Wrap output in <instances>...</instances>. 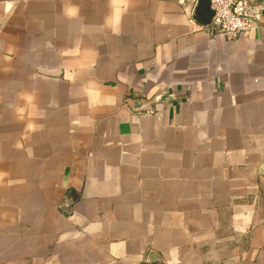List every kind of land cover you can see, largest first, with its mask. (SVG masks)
Segmentation results:
<instances>
[{"label": "crops", "instance_id": "obj_1", "mask_svg": "<svg viewBox=\"0 0 264 264\" xmlns=\"http://www.w3.org/2000/svg\"><path fill=\"white\" fill-rule=\"evenodd\" d=\"M188 7L0 0V264H264V25Z\"/></svg>", "mask_w": 264, "mask_h": 264}, {"label": "built area", "instance_id": "obj_2", "mask_svg": "<svg viewBox=\"0 0 264 264\" xmlns=\"http://www.w3.org/2000/svg\"><path fill=\"white\" fill-rule=\"evenodd\" d=\"M197 3V2H196ZM214 12L206 28L229 38L248 37L257 25H264L262 7L250 0H210Z\"/></svg>", "mask_w": 264, "mask_h": 264}, {"label": "water", "instance_id": "obj_3", "mask_svg": "<svg viewBox=\"0 0 264 264\" xmlns=\"http://www.w3.org/2000/svg\"><path fill=\"white\" fill-rule=\"evenodd\" d=\"M181 3L189 6L187 9L189 12H194V17L201 26H210L214 16V12L210 6V0H181Z\"/></svg>", "mask_w": 264, "mask_h": 264}]
</instances>
